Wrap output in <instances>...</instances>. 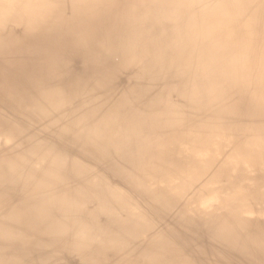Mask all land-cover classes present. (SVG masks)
Wrapping results in <instances>:
<instances>
[{
	"label": "bare ground",
	"instance_id": "6f19581e",
	"mask_svg": "<svg viewBox=\"0 0 264 264\" xmlns=\"http://www.w3.org/2000/svg\"><path fill=\"white\" fill-rule=\"evenodd\" d=\"M0 264H264V0H0Z\"/></svg>",
	"mask_w": 264,
	"mask_h": 264
}]
</instances>
